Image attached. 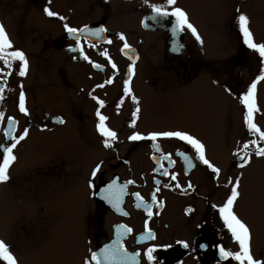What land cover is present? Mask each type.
Returning <instances> with one entry per match:
<instances>
[{
	"label": "flooded vegetation",
	"instance_id": "flooded-vegetation-1",
	"mask_svg": "<svg viewBox=\"0 0 264 264\" xmlns=\"http://www.w3.org/2000/svg\"><path fill=\"white\" fill-rule=\"evenodd\" d=\"M222 1L225 16L219 37L223 51L216 53L206 48L200 36L197 41L187 29L174 30V18L151 19L155 14L150 5L166 4V0H0V25L12 44L8 51H22L28 62L26 75L21 77L19 61L5 65L0 60V145L10 146L11 136L28 130L13 149L16 160L9 167V179L0 182V228L4 233L0 241L9 247L17 264H74L67 257L71 234L82 247L76 264L91 260L93 251L99 254L118 235L128 253L126 264H150L145 252L153 246L151 264H240L219 256L221 247L239 251L218 212L237 178L234 214L249 229L250 254L264 264V156L255 154L264 142L244 147L259 141V134L250 132L241 118L240 126L225 129L230 143L221 158L215 142L204 144L193 131L168 126V120L190 115L211 90L219 89L225 98H234L244 116L247 112L240 97L261 75L264 64L259 53L244 44L239 30L237 17L245 0ZM45 7L57 15L47 16ZM65 24L105 31L99 38L82 32L73 35L66 32ZM124 43L130 50L123 49ZM130 64L134 70L131 78ZM126 79L130 94L123 91ZM108 80L112 83H106ZM101 84L104 86L98 87ZM21 91L27 116L19 111ZM92 96L103 101V106ZM253 102L264 110V79L256 83ZM97 110L107 117L105 126L117 133L108 148L96 127ZM8 117L15 121L14 128ZM252 119L264 131V111L259 122ZM154 122L161 125L154 127ZM164 131H182L198 139L219 174L201 164L195 150L176 137L128 140L133 132L147 137ZM2 154L0 148V161ZM245 156L249 163L241 167ZM98 164L101 167L93 176ZM129 180L133 183L128 184ZM112 181L125 186L119 211L102 198L101 190ZM59 194L68 201V209L60 215L56 210ZM144 204L151 205L152 216ZM244 211L250 219L244 218ZM145 221L155 239L144 238ZM121 225L132 231H123ZM0 264L7 262L0 260Z\"/></svg>",
	"mask_w": 264,
	"mask_h": 264
},
{
	"label": "snow or ice",
	"instance_id": "snow-or-ice-1",
	"mask_svg": "<svg viewBox=\"0 0 264 264\" xmlns=\"http://www.w3.org/2000/svg\"><path fill=\"white\" fill-rule=\"evenodd\" d=\"M145 3H147V0H145ZM176 0H166V4L161 5H150L152 12L155 14L151 19L155 20H162V19H168V18H174V30L176 31H183L184 29L189 30L192 35L196 38L197 41H200V37L197 34V30L195 27L188 21L186 13L180 8L175 7ZM171 6V10H167V7ZM44 13L49 16L53 17L57 14L53 11H50L47 7L43 9ZM59 19L63 20L64 17H59ZM238 24H239V30L243 36V42L249 49L254 50L255 52L259 53V56L261 58V63L264 64V44L261 43H254L253 37L251 32L249 31L248 20L245 15L240 14L237 17ZM64 28L67 33L75 35L77 32L86 33L87 35H92L96 37H100V34L105 31L104 28H97L89 30L88 26L85 25L83 28L76 29L73 27H69L67 24L64 25ZM119 39L121 41L125 40V37L123 34L119 35ZM109 43L111 41H108ZM76 46L79 48L80 46V38L79 36L76 37ZM12 48V44L9 41L8 36L5 33V29L2 25H0V60H3L5 65H11V62L13 60L19 61V71L18 75L23 77L26 75L27 68H28V62L25 57V54L22 51L16 50V51H8V49ZM124 50H130V46L127 43H124L123 45ZM85 59L87 57L85 56ZM129 59H132L130 56ZM111 63V61H109ZM135 61L133 60V64ZM94 67H99V65H93ZM113 69L116 68V65L112 64ZM133 66L130 64L128 67V75L129 78L133 75ZM264 79V69H262L261 75L257 76L256 79H254L251 83V85L247 88L246 94L240 97L241 103L244 105V107L247 109V112L244 116V122L247 125V128L252 133H258L259 134V141L252 140L249 143L245 144L244 147L248 148L249 144L255 146L259 142H264V131H261L255 123H253L252 114L256 110L255 104L253 102V96H254V90L256 89V83L258 80ZM106 83H112L111 80H108ZM104 85H98V87H103ZM3 90L0 89V92ZM123 91L125 94H130V88H129V80L126 79L124 81V87ZM3 97L0 96V99ZM92 99L96 100L98 104L103 106V101L97 99V97L92 96ZM132 101L134 103L137 102V98L135 96L131 97ZM19 111L21 113H24L25 116L28 115V112L25 107V95L21 91L19 95ZM139 109L137 108L136 111L132 113L133 118L136 117L137 112ZM96 115L99 119V123L96 125L97 130L100 132V134L105 137L104 139V147L108 148L110 147V140H115L117 137V133L114 131L109 130L108 127L105 126V121L107 120V117L104 115H101L100 111L97 110ZM3 117V113H0V118ZM58 119L59 123H64L62 119ZM135 123V121H133ZM8 124L11 128H14L15 121L12 117H8ZM9 135L8 130L5 131V137L7 138ZM28 135V130L24 129L23 132L17 137V136H11V144L10 146L7 145H0V148L3 149L2 154V161H0V182H6L9 179L8 170L10 165L16 160V157L13 155V149L17 147V144L24 140L25 137ZM157 137H176L181 141H186L188 145L191 146L192 149L195 150V156L198 161L206 165L208 169L211 170L213 174L218 175L220 172V169L216 166H214L208 159L205 157V146L196 138L191 136L190 134H187L182 131H164V132H152L149 133L147 137L142 136L138 132H133L130 136H128L129 141H141L145 138L155 141ZM255 154L257 156H264V147H258L256 148ZM185 161L188 164L189 167H192V161L188 159V157H185ZM249 163V160L245 156L242 160V163L240 164L241 167H244L246 164ZM101 165H97L95 169L92 171V175L95 176L97 174V171ZM167 174V173H165ZM175 179V177H173ZM238 178L236 183H232L230 194L227 196L226 201L223 203L222 206L218 208L220 219L223 221L224 226L231 232L232 238L238 242L239 244V251L236 253L225 251L224 248L219 249V256L221 260H225L229 257H231L235 261H239L240 264H261L260 260L253 259L252 255L249 251V239H250V232L248 227L243 223L236 214H234L233 205L234 202L237 200L239 196L238 191ZM128 184L133 183V181L129 180L127 181ZM89 187H92L91 182L89 183ZM177 187H180V185L177 184ZM104 195L103 199L107 200L109 203L113 205L114 208H116L117 211H119V205L121 202V198L124 195L125 192V186L120 185L117 186L116 181H112L106 189L101 190ZM137 199H139L138 194ZM156 198L153 197L152 203H155ZM143 203V202H142ZM145 209L147 210L148 216H152V210L150 204H144ZM213 208H216L217 206L214 204L212 205ZM120 229L126 232H131L132 230L130 228H125L123 225L120 226ZM146 236L145 239H155L153 233L148 227L147 221H145V229H144ZM176 243L181 244L184 248H188L189 245L184 241H177ZM164 247H169V245H164ZM201 248L205 247V245L201 244ZM155 252V246L149 247L147 251L145 252V256L147 257V260L150 262L154 260L153 253ZM128 257V253L125 252L124 247L119 242V235L117 240L113 242L112 245H105L104 248L100 249L99 254L95 251L91 253V260L86 259L84 264H91V261H95V264H126V258ZM0 260L6 261L7 264H17V261L14 259L13 255L9 251V247L6 245L4 241H0Z\"/></svg>",
	"mask_w": 264,
	"mask_h": 264
},
{
	"label": "rangeland",
	"instance_id": "rangeland-1",
	"mask_svg": "<svg viewBox=\"0 0 264 264\" xmlns=\"http://www.w3.org/2000/svg\"><path fill=\"white\" fill-rule=\"evenodd\" d=\"M175 4L182 7L188 16V21L195 27L199 36L205 40L206 48L213 52L221 53L223 48H220L219 35L225 16L223 1L176 0ZM241 6L239 8L240 14L245 15L248 20L247 27L252 34L253 42L259 41L261 44H264V0H245L244 5ZM233 47L236 48L237 46ZM260 93L263 94V91L260 90ZM205 97L206 100L200 103L199 107L196 105L190 112V115L182 114V117L170 119L168 120V126L189 129L196 133L204 144H213L215 142L218 148L220 147V157L225 158L224 148H226V144L230 143L229 139L225 138V129H234L240 126L241 118L244 119V111L234 98H225L223 92L219 89L217 91L211 90L210 93L207 91ZM258 101L262 102L261 96ZM255 108L256 110L253 112L252 117H255L256 121H258L257 119L262 117L264 110L259 108V106ZM160 125V123L154 122V127H159ZM258 177L260 179L263 177L262 170H260ZM65 209H68V201L59 194L56 197L57 214L64 213ZM245 213L247 214L248 212L244 211V218L250 219L247 217L248 214L246 215ZM65 224L68 223L66 222ZM69 230L72 232L73 228L71 227ZM63 232L65 233L66 229ZM0 236H4L2 228H0ZM69 237H71V240H69L67 257L71 258L73 263L76 264L82 247L79 245L80 242L76 237L72 234Z\"/></svg>",
	"mask_w": 264,
	"mask_h": 264
}]
</instances>
